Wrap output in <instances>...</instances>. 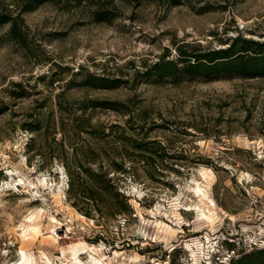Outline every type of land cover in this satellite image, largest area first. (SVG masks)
I'll return each instance as SVG.
<instances>
[{
    "label": "rangeland",
    "instance_id": "1",
    "mask_svg": "<svg viewBox=\"0 0 264 264\" xmlns=\"http://www.w3.org/2000/svg\"><path fill=\"white\" fill-rule=\"evenodd\" d=\"M26 1L0 0L22 15L24 41L0 27V264H228L264 248V77L144 73L179 46L264 40V0H63L22 13ZM88 74L121 82L96 88ZM77 163L108 168L119 201L85 214L69 190Z\"/></svg>",
    "mask_w": 264,
    "mask_h": 264
},
{
    "label": "trees",
    "instance_id": "2",
    "mask_svg": "<svg viewBox=\"0 0 264 264\" xmlns=\"http://www.w3.org/2000/svg\"><path fill=\"white\" fill-rule=\"evenodd\" d=\"M60 1L63 0H27L22 13L32 11L46 2ZM76 1L81 2L85 0ZM107 14V12L101 9L94 13L97 21H110L111 18ZM5 24H11L8 37L11 40L23 43L22 15L20 13L13 15L6 11H0V27ZM178 50V58H167L168 54L166 53L158 61L147 67L144 73L154 76L159 80L173 78L177 81L180 79L212 81L230 77H264V40L239 35L225 48H213L205 51L194 49L193 51H189L183 46H179ZM86 79L87 85L96 88L112 89L118 87L121 82L120 79L93 76L91 74H88ZM102 106L120 110L119 103L117 102L103 103ZM139 148L149 150L147 147ZM73 166L67 165L71 177L69 190L72 198L75 199L74 203L85 214L89 215L90 211L94 208L93 206H95L96 210L102 211V208L95 204V201L101 197H108L110 200L116 202L119 201L122 192L119 190L115 178L110 175L108 168H103L100 172H94L90 167H85L80 163ZM80 202L85 204L83 206L86 207H80ZM104 208L109 209L108 212H117L115 206L110 204ZM228 264H264V248L245 253L237 259L233 258Z\"/></svg>",
    "mask_w": 264,
    "mask_h": 264
},
{
    "label": "bare ground",
    "instance_id": "3",
    "mask_svg": "<svg viewBox=\"0 0 264 264\" xmlns=\"http://www.w3.org/2000/svg\"><path fill=\"white\" fill-rule=\"evenodd\" d=\"M201 215H202V217L204 218V219H206V220H208L209 222L211 221V218L210 217H208L207 215H205L204 213H201ZM207 221V222H208ZM208 222V223H209ZM76 252V251H75ZM74 254V253H73ZM81 255V254H80ZM80 258H81V256H79L78 258H76L75 260H76V262H74V264H82L83 262H82V260H80Z\"/></svg>",
    "mask_w": 264,
    "mask_h": 264
}]
</instances>
